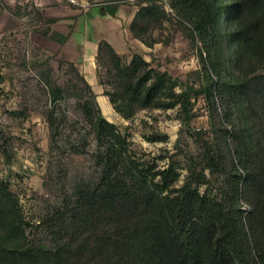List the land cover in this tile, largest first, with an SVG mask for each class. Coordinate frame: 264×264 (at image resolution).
Here are the masks:
<instances>
[{
	"label": "trees",
	"instance_id": "1",
	"mask_svg": "<svg viewBox=\"0 0 264 264\" xmlns=\"http://www.w3.org/2000/svg\"><path fill=\"white\" fill-rule=\"evenodd\" d=\"M149 3L138 9L130 25L134 37L147 47L155 41H146L144 26L159 24L164 15L161 7ZM169 5L200 43L204 86H183L137 54L125 63L109 43L101 41L97 57L105 61L110 76L108 82H101L110 88L105 96L125 120L139 110L177 107L184 123L193 117V99L203 95L211 107L219 99L227 119L233 114L238 119L234 138L242 147L238 163L246 170L243 186L235 173L231 194L224 195L228 200L200 190L209 184L205 173L214 176L221 167L219 151L207 142L200 171L191 170L184 184L176 187L179 174L174 163L158 167L138 156L128 137L102 115L97 96L72 66L79 82L71 91L43 76L49 102L45 120L54 143L59 125L66 121L64 112L58 111L60 105L69 93L74 95L95 142L92 159L97 175L77 183L68 201L48 220V245L30 239L19 203L0 179V264H264V148L260 146L264 143V0H169ZM108 13L113 16L115 11ZM55 36L58 43L66 41L65 36L50 34L51 39ZM13 114L25 118L22 111ZM87 141L82 139V150L71 145L72 151L82 153ZM239 197L252 205L247 231Z\"/></svg>",
	"mask_w": 264,
	"mask_h": 264
},
{
	"label": "rangeland",
	"instance_id": "2",
	"mask_svg": "<svg viewBox=\"0 0 264 264\" xmlns=\"http://www.w3.org/2000/svg\"><path fill=\"white\" fill-rule=\"evenodd\" d=\"M150 1L164 15L159 24L144 26L146 41H155L147 47L134 37L130 25L138 9ZM109 11H115L114 15ZM113 19L118 20L117 32H112ZM50 20L54 22L49 25ZM39 28H49L66 41L58 43L57 36L51 39L52 32L44 35ZM101 41L109 43L125 63L137 54L183 86L200 89L205 83L198 59L200 43L191 26L176 17L169 0H0V179L15 195L30 226V239L44 245L50 241L48 220L68 201L77 183L97 175L92 159L95 142L74 95L69 93L60 105L58 111L64 112L66 121L59 125L54 143L45 120L49 102L42 78L48 76L71 91L79 82L72 66L86 81L88 76L102 115L128 137L138 156L155 161L158 167L174 163L179 174L176 187L184 184L191 170L200 171L207 142L219 151L221 167L214 176L205 173L209 184L200 188L202 192L223 197L231 194L235 173L241 177L240 186L246 178V170L238 163L242 147L234 138L237 116L228 120L226 107L217 98L213 107L203 95L193 99L188 123L177 107L139 110L128 120L118 115L105 96L109 86L101 84L110 78L105 61L97 57ZM18 111L25 118L13 114ZM155 137L166 139L149 140ZM83 138L88 145L82 153H74L71 145L82 150ZM260 146L264 148V143ZM237 203L246 225L252 205L245 197ZM250 247L255 259V249Z\"/></svg>",
	"mask_w": 264,
	"mask_h": 264
},
{
	"label": "crops",
	"instance_id": "3",
	"mask_svg": "<svg viewBox=\"0 0 264 264\" xmlns=\"http://www.w3.org/2000/svg\"><path fill=\"white\" fill-rule=\"evenodd\" d=\"M115 21V22H114ZM118 20H116V19H113V27H114V30L112 31V32H117L116 31V29H118L117 27V24H116V22H117ZM107 40V39H106ZM111 45H112V43H111V41L110 40H107ZM86 77V79H87V81H88V76H85ZM89 82V81H88Z\"/></svg>",
	"mask_w": 264,
	"mask_h": 264
}]
</instances>
